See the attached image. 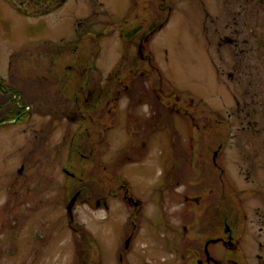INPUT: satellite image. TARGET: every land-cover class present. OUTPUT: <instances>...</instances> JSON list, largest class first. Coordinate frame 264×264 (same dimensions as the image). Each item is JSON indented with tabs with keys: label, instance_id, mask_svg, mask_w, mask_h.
I'll list each match as a JSON object with an SVG mask.
<instances>
[{
	"label": "rangeland",
	"instance_id": "374dc122",
	"mask_svg": "<svg viewBox=\"0 0 264 264\" xmlns=\"http://www.w3.org/2000/svg\"><path fill=\"white\" fill-rule=\"evenodd\" d=\"M136 15L149 18L152 25L154 18L160 22L169 16L150 35L147 47L171 83L167 86L171 111L166 150L151 146L140 163H126L122 169L126 178L134 180V195L145 200L139 208L144 211L143 221L132 239L133 251L147 261L167 258L166 263L178 264L180 254L175 249L153 241L161 236L155 232L153 239L149 225L161 216L149 197L159 199L160 190L156 187L153 193L152 187L170 165H196L197 157L190 150L184 149L187 155L182 160L176 149L179 142L189 145L196 140L200 149H206L201 147L204 143L220 147L217 165L211 148L208 155L204 151L209 164L200 162L204 174L211 170L210 192L198 193L203 185L199 176L194 178L198 184L189 182L192 187L184 181L177 184L172 177L165 179L169 227L164 234L168 240L187 234L193 207L197 211L192 205H209L216 198L213 178L218 170L235 189L242 209L238 227L232 225L241 237L231 257L239 264H264V0H0V70L9 68L8 57L25 79L47 82L51 77V97L61 88L53 82L63 83L65 95L74 93L84 83L81 73L89 74L92 56L103 74H110L124 54L120 31ZM124 19L129 22L122 25ZM36 107L37 113L26 124L0 127V264H119L117 251L129 234L130 206L109 196L101 201L103 205L83 198L73 208L75 222L93 240L87 260L82 261L74 243L80 231L73 230L74 221L69 224L63 172L69 154L68 128L76 125L69 126L65 113L51 109L48 142L47 107ZM115 145L111 140L104 147L102 157L108 167ZM162 152L166 158L157 162L155 154ZM13 196L18 200L6 211L4 206ZM5 211L10 219L19 212L23 220L9 225ZM210 249L222 256L225 247L215 242Z\"/></svg>",
	"mask_w": 264,
	"mask_h": 264
},
{
	"label": "flooded vegetation",
	"instance_id": "af4514ba",
	"mask_svg": "<svg viewBox=\"0 0 264 264\" xmlns=\"http://www.w3.org/2000/svg\"><path fill=\"white\" fill-rule=\"evenodd\" d=\"M133 18L130 22L127 19L122 20V25L127 22L131 25L120 31L121 40L124 44V54L113 66L110 74L104 75L96 63V56H92L89 61V74L84 76L85 71L81 73V78H85L84 83L79 86L76 92L71 94L65 95L63 83L53 82L54 85L61 86V88L57 94L55 93V97H51V77L47 82H41L35 77L25 79L18 67L14 66L13 60L7 57L8 64L5 66L9 68L5 72L0 70V127L26 124L37 113V104H43L46 105L49 115L47 139L48 142H51V109L56 112L59 111V114L65 113L68 125H76L74 129L68 128L69 154L63 172L65 174L64 181H67L66 186L68 187L64 190L65 194L70 195L71 189L77 188L66 198L67 202L69 203L72 196L78 191L81 193L75 200V206L83 198L89 200L90 203L100 202V205L102 204L101 201L109 196L123 199L130 206L131 211L128 214L129 228L127 230H129V234L127 240L123 243V248L117 251L119 264H173L174 261L166 263L167 258H155L156 260L147 261L145 256L137 255L138 253L133 251L132 239L135 238L137 229L142 226L140 223L143 221L142 212L144 211L139 210V208H142L145 200L142 201L134 195L132 192L134 180L126 178L122 169L126 163H133V165L140 163L146 154L152 151L151 146L161 147V151L162 148L165 149L166 142H168L166 132L169 125L167 121L170 110L167 101V86L171 87V83L165 80L166 78L156 66L155 60L152 59L153 55L147 47V40L150 35L156 29H160L168 21L169 16L160 22L154 18L153 25L148 22L151 21L149 18L145 19L140 15ZM130 32L133 34L128 37ZM98 34L103 33L98 32ZM97 39L98 37H96ZM176 92V90L172 91L173 94ZM56 112L53 113L58 116ZM111 140L116 143V151L112 158L113 163L111 167H108L102 156L104 147ZM201 147L207 148L208 146L204 143L201 144ZM176 149L178 154H182L179 155L182 160L187 155L184 154V149L190 150V153L197 158L200 157L199 159L196 158L194 167L201 168L200 162L207 160L204 153L206 149H200V142H196V140L189 145L179 142ZM219 149L220 147L211 151L215 165H217L216 154ZM155 158L157 162H161L165 160L166 156L162 152V154H155ZM49 162L50 164L52 162L51 154ZM98 164L99 166L105 164L104 167L110 170V174L106 173V175L100 171L97 168ZM23 167L18 172H22ZM174 167H176L175 170H173ZM183 170L184 166L182 165L179 167L170 165L164 177L160 176L156 181V186L154 184L152 187L153 193L156 187L160 190L159 199L154 200L151 196L149 198L157 203L158 214L161 216V218L153 219V221L149 219L153 222L149 225L153 229L152 238L156 237L155 232L161 236L160 241L157 239L153 241L162 245V248L166 247L167 249L170 246L171 249H175V252L177 251L181 256L180 258L177 254L179 256L178 264H239L231 256L237 252V242L240 241L241 236L237 235L234 228L226 221L223 222V229L217 236L205 239L202 252L200 251L199 235L195 232L194 219L192 222L190 221V225L185 226L186 235H181L180 238L171 236L168 240V236L164 234L169 227L167 218H165V194L167 192H165L166 184L164 185V181L172 177L173 182L182 183L183 181L180 179L182 177L179 174ZM93 180H96V185L92 183ZM93 187L96 189V194L99 195H92ZM87 188L89 193L85 190ZM174 188L171 191H174ZM174 193L175 191L168 193V197L172 199ZM29 197L27 196V200ZM17 200L15 196L11 197L4 206L6 211H9V206H12V203ZM199 205L200 202L195 206L198 207ZM6 211L4 214L6 216L5 223L8 222L9 225L14 223L13 225L17 226L23 220L19 212L11 214V219L8 218L9 214ZM73 221L75 222L74 213ZM73 221L70 219L69 224H73ZM76 225L75 222L72 228L78 232L79 229ZM192 225L194 229L191 227ZM215 242L224 244L225 249L222 256H218L216 252L210 249V245Z\"/></svg>",
	"mask_w": 264,
	"mask_h": 264
},
{
	"label": "trees",
	"instance_id": "16d2710c",
	"mask_svg": "<svg viewBox=\"0 0 264 264\" xmlns=\"http://www.w3.org/2000/svg\"><path fill=\"white\" fill-rule=\"evenodd\" d=\"M132 34H133V32H130L128 37L131 36ZM217 125H218V123H217ZM209 148H211L210 151H209ZM215 148L216 147H209L208 146L206 148V154L208 155L210 152V156H211L212 155L211 151ZM217 148H218V146H217ZM202 162H206L207 164H209L207 160H204ZM104 166H105V164H103V165L101 164L100 166L98 164L97 168L100 171L104 172L105 174L106 173L110 174V172H109L110 170H108ZM210 167H212V165ZM200 169L201 168L194 167V165H191L187 168L184 167V170L179 175H180V177H182V178H180L182 181L187 182V183L190 182L191 184L194 181H196L194 178L199 176L203 181V185L199 186L198 193L203 192L204 194H206V193L210 192L207 190V186L209 184L207 182L209 180L208 176L210 175L209 172L211 170L205 172L207 174L206 175ZM219 174H221V173L220 172L218 173V170H217V173H216V175H214V178H213V181L215 183L214 192H216L215 200L212 201V203H210L209 205L205 204L203 206H201V205H199L198 207L196 206L197 211H196V209L194 210V207H193L196 204L192 205V207H193L192 220L193 219L195 220L194 221V225H195L194 227L196 228L195 232L199 235V244H200V251L201 252H202V247H203L205 239L217 236L223 229L222 225H223L224 221L228 222L231 226L233 225L235 227H238L237 224L240 223V218L242 216V209H241V206H239V204H238L239 200L237 197H235V195H236L234 193L235 189H233V187L229 186V183H227L223 174H221V175H219ZM92 183L94 185H96V180H93ZM190 183H189V185L192 187V185ZM197 184H198V182H197ZM76 188L77 187H75L74 189L73 188L71 189L70 195H71V193H73L75 191ZM85 190H87V193H89L88 188ZM70 195L67 194V198ZM92 195H99V194H96L95 187L92 188ZM235 198L238 201L235 200ZM213 207H214V209L212 210ZM188 211H189V209H188ZM192 220H191V222H192ZM76 227H78L80 233L78 234L79 236H77L76 234L74 235V243H75L76 248L80 252L79 254L81 255L82 261H84L86 259L85 255L87 254V252H90L93 240H92L91 236L88 235V233L86 232V229H83V227H81L80 224H77ZM191 227L194 229L193 225ZM81 259H80V261H81ZM243 261H244V259H243ZM244 264H245V261H244Z\"/></svg>",
	"mask_w": 264,
	"mask_h": 264
},
{
	"label": "water",
	"instance_id": "95a60500",
	"mask_svg": "<svg viewBox=\"0 0 264 264\" xmlns=\"http://www.w3.org/2000/svg\"><path fill=\"white\" fill-rule=\"evenodd\" d=\"M80 193H81V191H78V192H76L73 196H72V199H70V201H69V203L67 204V212H68V214H69V216H70V219L73 221V208H74V206H75V203H76V201L75 200H77V198H78V196L80 195ZM131 200H133L132 198H130ZM227 229H228V227H227ZM207 245H208V243H207Z\"/></svg>",
	"mask_w": 264,
	"mask_h": 264
}]
</instances>
